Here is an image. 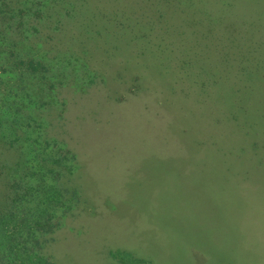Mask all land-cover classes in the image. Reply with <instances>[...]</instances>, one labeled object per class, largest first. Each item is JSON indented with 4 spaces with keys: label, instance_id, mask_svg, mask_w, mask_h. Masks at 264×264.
<instances>
[{
    "label": "rangeland",
    "instance_id": "rangeland-1",
    "mask_svg": "<svg viewBox=\"0 0 264 264\" xmlns=\"http://www.w3.org/2000/svg\"><path fill=\"white\" fill-rule=\"evenodd\" d=\"M55 1L14 33L95 13L116 50L48 58L21 114L0 92V264H264V0Z\"/></svg>",
    "mask_w": 264,
    "mask_h": 264
},
{
    "label": "trees",
    "instance_id": "trees-1",
    "mask_svg": "<svg viewBox=\"0 0 264 264\" xmlns=\"http://www.w3.org/2000/svg\"><path fill=\"white\" fill-rule=\"evenodd\" d=\"M27 0H0V7L1 8H9L10 3L11 8L14 11H17V13H20V20L18 24L16 23L15 29L13 28L14 21H10L13 19L14 16H10L9 19L7 17V14H9V10H2L0 9V92L8 90V93L13 94L12 90L16 87V89L20 85V114L23 113V107H24V100H26L28 103H33V108H37L36 105L37 102H39L41 97H37V93L39 90L46 91L47 93H50L49 88L45 89L44 87H41V82L46 81V72L48 73L50 68L48 66V58L54 59V58H75L77 60H82L87 62L90 60V57L93 58V51L96 48L103 47L105 51L103 53H106L110 56L113 54V51L116 50V45H111L110 50H106L109 46V38L111 36H117L115 31L114 33L108 34L107 32L103 33V38L100 40L101 43L99 45H94L93 42L96 41V37L102 34L99 30L93 31L89 30L87 25H85L84 21H81L83 19H87V21H91L92 19L97 20L100 19L98 15L95 13L91 14V16H86L84 13L79 11V14H76L72 19H69L70 25H73L74 29L70 27L69 34L66 31V26L63 29H59L58 32L55 34V29H50L48 31H45L43 29L40 30L39 33H32V27L31 30L27 27L28 33H23L20 31L19 35H16L14 33L17 28H20L21 25H28L31 21L29 19H25L26 14L29 12L28 7L25 4ZM65 0H59L55 1L54 4L51 5L49 8V11L52 10V8H56L59 5H63ZM75 9V5L73 6V10ZM39 12V15L37 14L34 19L39 22L42 18L43 11L37 10V13ZM79 15V16H78ZM68 20L66 18V15L62 18H59V22L61 26L64 25V23H67ZM139 23V22H137ZM123 23H115L114 29L117 28L118 30L124 28ZM60 26V27H61ZM108 31V29H107ZM17 32V31H16ZM112 32V31H110ZM129 34V32H126ZM132 33V32H131ZM35 34V35H33ZM40 34L41 36L38 37L36 35ZM108 36V38L106 37ZM116 39V38H114ZM135 38L130 37V41L134 40ZM113 42L111 41V44ZM134 43H139V41H136ZM131 45V44H130ZM107 46V47H106ZM92 49V50H91ZM19 71L20 73V79H14V72ZM3 76H6V81H3ZM34 79L37 80V82H34ZM37 83H39L38 86ZM15 96V97H14ZM31 96H35V99L37 101H34V99H31ZM17 93L12 96V104H18V101H16ZM6 107L4 105L0 106V112L1 110L5 112ZM10 108V106H9ZM36 117L31 116V121L35 122L37 119ZM40 118V117H37ZM1 123V119H0ZM26 125V124H25ZM22 199V196L20 195V201ZM27 215V214H26ZM52 217L51 213H47L45 215L46 221H50ZM3 216H0V221H2ZM26 220V217L22 218L20 217V237L22 236V230H26V236L28 238H32L31 242L37 243L38 237H36V234H40V232L45 233L47 230L44 228L40 230L36 226L37 219H35V222L33 225H25L24 221ZM51 228H49V231L51 232ZM25 241H20V244L22 246L20 247L21 253L26 254L27 248L24 247ZM121 258L126 257V259H122L123 263L121 264H150V262L145 261L140 258L133 257L132 255L128 253L120 254ZM117 257V256H116ZM31 259V260H30ZM27 259H20V264H32L31 262H36L35 264H39L45 262V259L42 258L40 255H36L35 258ZM1 262V261H0ZM30 262V263H28ZM39 262V263H38ZM47 264V263H46Z\"/></svg>",
    "mask_w": 264,
    "mask_h": 264
}]
</instances>
